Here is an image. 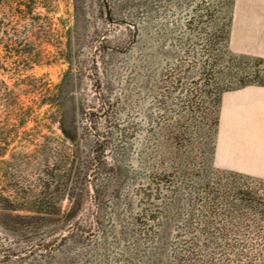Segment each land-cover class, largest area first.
I'll return each instance as SVG.
<instances>
[{
  "label": "rangeland",
  "instance_id": "374dc122",
  "mask_svg": "<svg viewBox=\"0 0 264 264\" xmlns=\"http://www.w3.org/2000/svg\"><path fill=\"white\" fill-rule=\"evenodd\" d=\"M243 56L264 58V0H0V264H143L162 237L172 257L192 185L264 193L216 159L228 89L264 83Z\"/></svg>",
  "mask_w": 264,
  "mask_h": 264
},
{
  "label": "trees",
  "instance_id": "16d2710c",
  "mask_svg": "<svg viewBox=\"0 0 264 264\" xmlns=\"http://www.w3.org/2000/svg\"><path fill=\"white\" fill-rule=\"evenodd\" d=\"M243 58L264 62V58L260 57L254 59L252 56H243ZM248 80L245 77L240 78L238 79L240 85L228 90L253 84L264 86V83ZM74 153H79V150L76 148ZM73 165L69 168V174L62 173L57 178V192L62 191L61 201L73 196L72 189H67L74 170ZM81 166L85 168V163L82 162L78 168ZM86 172L84 175L88 176V171ZM238 173L234 174L239 177L235 179L241 178V181L245 182L244 177L248 176L242 177ZM53 184L47 183L45 189L41 190L36 198L30 199L33 204L27 209L28 212H32L30 216L37 217L52 213L48 206L51 204L54 206L53 194L56 191L52 190ZM61 185L66 188L61 189ZM189 190V198L187 197L189 202L185 215L180 217L181 213L175 214L177 218H181L178 228L183 235L185 233L187 239L176 240L178 244L174 255L168 257L169 241L168 238L162 237L156 250L149 251L145 257L142 256L143 264H264V193L232 184L212 185L208 179L203 183H195ZM182 200L183 197L177 194L176 211H179ZM57 210L61 212L62 208L57 207ZM165 226L169 225L166 223ZM166 227L163 234H167ZM76 236L87 235L85 232L81 234L79 229L74 228L64 239L67 241L69 237ZM43 247L47 249L46 246L41 248ZM97 247L96 252L105 248L106 241L104 240ZM93 261L94 258L89 260L91 264Z\"/></svg>",
  "mask_w": 264,
  "mask_h": 264
},
{
  "label": "crops",
  "instance_id": "0c3cea01",
  "mask_svg": "<svg viewBox=\"0 0 264 264\" xmlns=\"http://www.w3.org/2000/svg\"><path fill=\"white\" fill-rule=\"evenodd\" d=\"M243 88L224 98L216 159L223 169L264 178V86Z\"/></svg>",
  "mask_w": 264,
  "mask_h": 264
},
{
  "label": "water",
  "instance_id": "95a60500",
  "mask_svg": "<svg viewBox=\"0 0 264 264\" xmlns=\"http://www.w3.org/2000/svg\"><path fill=\"white\" fill-rule=\"evenodd\" d=\"M3 256V254H0V257Z\"/></svg>",
  "mask_w": 264,
  "mask_h": 264
}]
</instances>
